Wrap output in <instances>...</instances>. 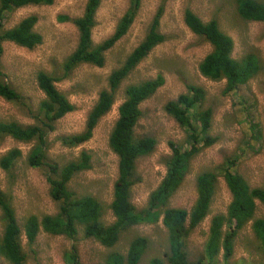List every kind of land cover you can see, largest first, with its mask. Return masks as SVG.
<instances>
[{
    "label": "rangeland",
    "instance_id": "374dc122",
    "mask_svg": "<svg viewBox=\"0 0 264 264\" xmlns=\"http://www.w3.org/2000/svg\"><path fill=\"white\" fill-rule=\"evenodd\" d=\"M85 3L86 0H53L51 4H28L2 12L0 22L4 29L15 26L28 15H34L36 22L33 29L42 39L33 48L10 41L2 42L0 69L4 80L19 93V99L8 101L0 96V119L22 125L39 124L37 109L44 94L37 87L36 74L43 70L54 76L55 86L67 97L73 109L56 120L52 131L47 132L46 160L63 165L76 159L82 150L91 155V168L74 174L68 187L75 196L91 195L101 201L104 206L101 219L109 224L114 220L108 205L117 177V156L108 145V137L118 116V106L125 98L126 87L154 78L157 74L165 79L162 86L141 102L142 114L134 127L135 137L149 136L156 141L153 150L138 157L135 162V173L139 180L130 188V200L137 210L147 206L149 195L165 175L166 161L171 155L168 142L172 141L183 148L190 145L187 132L165 111L164 106L187 92L189 85L202 88L204 98L198 111L211 109L208 135L215 137L216 142L200 148L190 158L182 183L166 204L168 207L190 210L197 195V176L211 170L217 173L209 211L185 239L188 260L197 263L204 258V243L212 218L225 215L231 201L223 178L224 162L236 159L233 170L250 187H259L264 183V22L241 18L236 9V0H141L129 30L105 52L102 66L81 63L65 74L63 62L75 49L78 34L71 20H64L63 17L74 19L80 16ZM128 4L129 0H100L91 31L94 44L112 34ZM160 8L158 31L165 36V40L157 44L120 83L110 110L100 118L91 138L77 146L63 145L61 136L84 129L87 114L99 92L107 88L108 75L143 40ZM186 9L204 22L211 19L217 21L219 28L233 40L231 55L234 59L240 60L247 53L255 54L259 60L258 72L231 92L224 91L225 79L212 80L203 76L198 66L211 51V45L185 25L183 17ZM32 144L16 141L9 136L0 137V157L14 147L22 152L9 172L0 168V188L14 208L20 227V245L26 255L23 264H66L65 253L73 245L80 264H107L111 254L112 258L116 254L122 255L125 262L129 244L137 236L148 239L138 264H150L154 257L168 264L165 257L169 251L168 232L161 222V216L156 222L127 227L120 232L112 247H105L93 238H85L81 225H78L73 239L39 231L35 240L28 243L23 227L27 216L34 214L41 217L55 214L58 210V203L49 194L46 168L30 167L25 161ZM257 218H264V203L260 201L255 202L252 218L233 237L231 255L225 259L221 251L217 257L218 264H264V245H261L251 226ZM3 229L0 212V240ZM228 229L225 223L223 232ZM0 260L3 264H12L1 255Z\"/></svg>",
    "mask_w": 264,
    "mask_h": 264
},
{
    "label": "trees",
    "instance_id": "16d2710c",
    "mask_svg": "<svg viewBox=\"0 0 264 264\" xmlns=\"http://www.w3.org/2000/svg\"><path fill=\"white\" fill-rule=\"evenodd\" d=\"M52 2L53 0H0V16L2 12L28 4ZM140 2L141 0H129L128 7L119 18L112 34L97 44L92 42L91 31L95 25V13L100 0H86L83 13L74 19L63 17L64 20H71L78 34L75 49L63 62L64 73H69L81 63L102 66L105 52L129 30ZM236 9L239 16L245 20L264 22V2L236 0ZM161 11V8L158 9L153 17L143 40L131 50L123 63L108 75L107 88L99 92L97 100L87 114L84 129L78 133L61 136L60 141L63 145L77 146L91 138L100 118L110 110L120 83L157 44L165 40V36L158 31ZM183 20L193 33L201 36L211 45V51L199 63L200 73L212 80L225 79V92L237 89L258 72L259 60L255 54L247 53L240 60L232 57L233 40L219 28L215 19L204 22L190 9H186ZM35 22L34 15L22 18L15 26L7 29L1 28L0 22V57L3 53V41H10L26 48L38 45L42 37L33 29ZM55 80L54 76L43 70L36 74L37 87L44 94L37 109L39 124L22 125L15 121L0 119V137L9 136L19 142L33 143L25 161L30 167L46 168L49 194L58 203L55 214L41 217L34 214L27 216L23 227L28 243L35 240L39 231L73 239L77 234L78 225H81L85 238H93L105 247H112L117 242L120 232L127 227L142 222H156L161 216V222L168 232L169 251L165 253L168 264H196L188 260L185 239L209 211L218 178L217 173L211 170L197 176V195L190 210L168 207L166 204L182 183L190 158L200 148L216 142L215 137L208 135L211 126V109L198 111V106L204 98V90L189 85L187 92L168 101L164 106L165 111L185 129L190 145L188 148H183L172 141L168 142L171 155L166 161L165 175L149 195L147 206L137 210L130 200V188L139 180L135 173V162L138 157L149 154L156 141L149 136L135 137L134 127L142 114L141 102L162 86L165 79L163 75L157 74L154 78L126 87L125 98L118 106V116L108 137V145L117 156V177L113 183L112 199L108 205L114 220L105 224L101 219L104 211L102 202L91 195L75 196L68 187L74 174L91 168V155L82 150L76 159L63 165L46 160L47 132L52 131L56 120L73 109L67 97L55 86ZM0 96L8 101L19 99V93L4 80L1 69ZM192 116L193 118L190 119ZM21 156L22 152L19 148H10L1 155L0 168L9 172ZM235 163L234 158L224 162L226 167L223 178L231 194V201L225 215L219 214L212 218L204 243V258L197 263L202 261L206 264H218L217 257L221 251L223 257L227 259L232 253V240L236 232L253 216L255 202L264 203V183L259 187H250L246 180L233 170L232 166ZM0 212L4 223L0 255L12 264H23L26 255L20 245V227L14 208L1 188ZM225 223L228 224L229 229L223 232ZM251 226L261 245H264V218L254 219ZM147 244L146 237L137 236L129 244L125 262L122 255L116 254V257L112 258L113 254H111L107 264H138L140 254L146 249ZM65 263L80 264L75 245L65 253ZM150 264L167 263L159 257H154L150 260Z\"/></svg>",
    "mask_w": 264,
    "mask_h": 264
},
{
    "label": "water",
    "instance_id": "95a60500",
    "mask_svg": "<svg viewBox=\"0 0 264 264\" xmlns=\"http://www.w3.org/2000/svg\"><path fill=\"white\" fill-rule=\"evenodd\" d=\"M0 264H3L1 260H0ZM196 264H206V263L201 262V263H196Z\"/></svg>",
    "mask_w": 264,
    "mask_h": 264
}]
</instances>
